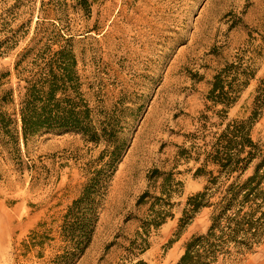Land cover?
I'll return each instance as SVG.
<instances>
[{"label":"rangeland","instance_id":"374dc122","mask_svg":"<svg viewBox=\"0 0 264 264\" xmlns=\"http://www.w3.org/2000/svg\"><path fill=\"white\" fill-rule=\"evenodd\" d=\"M3 1L0 39L11 37L15 45L0 58V75L5 74L0 95L11 91L17 101L22 93L14 62L26 47L45 43L30 41L36 28L41 36L62 30L77 36V69L91 108L97 114L114 111L121 122L126 150L91 241L74 264H122L124 248L147 219L151 201L138 205L139 197L145 191L160 196L148 179L151 171L174 167L180 185L164 207L172 218L150 231V248L140 258L148 264H176L184 243L206 232L211 214L210 208L202 209L176 239L187 198L205 186L204 178L193 176L192 163L175 161L177 147L193 132L212 77L237 55L256 75L229 118L249 115L255 89L264 80V0H88L89 16L77 0H57L54 6L48 0ZM251 136L264 153V110ZM101 149L80 135L46 134L21 146V174L0 161V264H49L60 253L61 218ZM46 233L51 241L42 248L32 245ZM228 264H264V242Z\"/></svg>","mask_w":264,"mask_h":264},{"label":"trees","instance_id":"16d2710c","mask_svg":"<svg viewBox=\"0 0 264 264\" xmlns=\"http://www.w3.org/2000/svg\"><path fill=\"white\" fill-rule=\"evenodd\" d=\"M48 3L54 6L57 0ZM77 3L89 16L88 0ZM39 20L37 17V25ZM3 31L0 28V33ZM37 31L36 28L30 41L45 43L26 47L14 62L16 79L23 83L22 93L17 101L11 91L0 95V161L21 174L25 166L21 146L26 148L29 140L46 134H76L87 143L102 146L98 157L88 165L89 176L79 196L61 218L60 253L49 262L74 264L91 241L99 208L125 153L126 141L115 112L97 114L85 98L77 69V36L62 30L41 36ZM12 40L0 39V58L4 50L15 45ZM10 41L13 45L6 47ZM255 75L256 69L242 56L225 63L209 83L193 132L184 135L182 146L177 147L175 161L192 163L193 176L204 178L205 186L187 198L177 222L176 239L202 209L210 208L211 214L206 232L193 235L184 243L176 264H228L235 256L264 242V153L251 136L264 110V80L258 82L249 115L229 118V111ZM3 77L5 74L0 75V82ZM175 168L166 173L151 171L148 179L160 196L145 191L139 197L138 205L151 201L147 219L141 221L134 238L124 248L122 264H148L140 257L150 248V231L158 230L168 217L172 218L164 207L180 185L174 179ZM1 173L0 163V177ZM51 240L46 233L32 245L42 248Z\"/></svg>","mask_w":264,"mask_h":264}]
</instances>
